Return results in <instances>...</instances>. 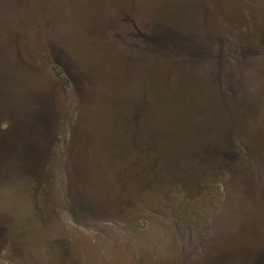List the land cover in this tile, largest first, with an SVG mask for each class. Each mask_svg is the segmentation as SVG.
Returning a JSON list of instances; mask_svg holds the SVG:
<instances>
[{
  "label": "rangeland",
  "instance_id": "rangeland-1",
  "mask_svg": "<svg viewBox=\"0 0 264 264\" xmlns=\"http://www.w3.org/2000/svg\"><path fill=\"white\" fill-rule=\"evenodd\" d=\"M0 264H264V0H0Z\"/></svg>",
  "mask_w": 264,
  "mask_h": 264
}]
</instances>
